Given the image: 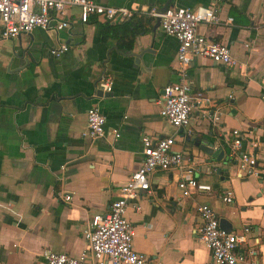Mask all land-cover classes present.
<instances>
[{
	"label": "crops",
	"instance_id": "0c3cea01",
	"mask_svg": "<svg viewBox=\"0 0 264 264\" xmlns=\"http://www.w3.org/2000/svg\"><path fill=\"white\" fill-rule=\"evenodd\" d=\"M95 1L148 9L167 0ZM170 4L213 6L220 21L200 22L198 31L226 43L239 61L226 67L208 56L193 57L187 67L192 91L211 102L193 108L189 124L177 129L160 113L158 98L165 84L178 79V41L156 17L139 12L137 28L117 26L102 39L107 20L82 22L74 8L62 29L0 36V264H48L46 251L85 249L82 231L91 215L108 209L139 166L143 134L173 135L184 164L153 170L151 191L130 199L126 215L134 225V248L151 264H220L196 233V206L207 202L232 223L231 231L246 233V245L264 261V0ZM61 42L69 48L56 57L50 49ZM106 76L111 89L98 95ZM92 105L105 115L103 137L85 134ZM234 129L245 135L242 149L256 153V172L239 170L231 147ZM189 136L221 146L222 159L198 150ZM189 173L211 189L183 195L177 180ZM225 189L233 191L231 202L219 196Z\"/></svg>",
	"mask_w": 264,
	"mask_h": 264
},
{
	"label": "built area",
	"instance_id": "2783aa9c",
	"mask_svg": "<svg viewBox=\"0 0 264 264\" xmlns=\"http://www.w3.org/2000/svg\"><path fill=\"white\" fill-rule=\"evenodd\" d=\"M77 10L80 21L87 22L94 16L103 17L110 22H122L132 18L139 12L159 17L161 30L176 37L178 79L162 87L158 102L160 113L177 129L190 122V112L193 108L210 105V99L201 91L193 92L187 77V67L194 56H208L214 62L226 67H236L239 61L232 54L230 47L220 40L208 39L198 31L200 22L218 23L220 18L213 6L200 5L189 7L170 4L162 11L151 6L148 9H134L126 5H112L95 0H0V36L13 38L21 33H29L35 27L48 28L54 26L62 29L70 25L69 13ZM231 17L226 22L231 21ZM69 45L61 42L51 47L50 52L59 57ZM99 88L109 91L111 78L106 76L99 81ZM229 96H232L229 94ZM207 111V110H204ZM213 119L218 118L212 112ZM105 115L96 105L86 111L85 134L91 138L105 135ZM114 137L119 133L112 130ZM231 141L232 155L239 170L252 173L257 171L258 159L255 152L242 149L244 133L233 130ZM173 135L152 137L141 136L142 158L139 166L132 170L127 179L120 185L119 193L112 198L108 209L91 215L82 234L86 247L77 254L66 251H46L48 264H151L145 253L133 246L134 225L126 215L130 199L142 193H149V174L155 169H169L173 166H183V153L173 149ZM253 145L254 142H251ZM211 171V166L205 167ZM190 171V170H189ZM177 185L183 195H189L195 190H210L211 185L197 180L193 173L180 176ZM58 195L63 200H69L70 194ZM222 200L231 202L233 191L225 189L219 194ZM196 211L201 219L196 227L198 238L210 249L213 261L220 264H264L255 257V251L246 245L248 237L245 232L226 231L219 225V217L213 206L207 202L197 204ZM247 229H245L246 231ZM156 264H161L157 261Z\"/></svg>",
	"mask_w": 264,
	"mask_h": 264
},
{
	"label": "water",
	"instance_id": "95a60500",
	"mask_svg": "<svg viewBox=\"0 0 264 264\" xmlns=\"http://www.w3.org/2000/svg\"><path fill=\"white\" fill-rule=\"evenodd\" d=\"M169 5V0L165 1L160 7H158V10L162 11L166 8V6ZM159 17H156V24H159ZM155 24V25H156ZM154 25V26H155ZM135 62H137V59H135ZM96 93L98 95L102 94H108L109 91L102 90V88H97ZM189 139L192 141V144L200 151L215 157L217 160L222 159L223 156V149L221 146H215L213 141H202L200 138L194 139V137L189 136ZM219 169V168H218ZM219 225L225 229L226 231L232 230V223L225 217L219 218Z\"/></svg>",
	"mask_w": 264,
	"mask_h": 264
},
{
	"label": "trees",
	"instance_id": "16d2710c",
	"mask_svg": "<svg viewBox=\"0 0 264 264\" xmlns=\"http://www.w3.org/2000/svg\"><path fill=\"white\" fill-rule=\"evenodd\" d=\"M138 20L137 15H134L132 18L124 20L120 23H110V22H106V24L104 25L102 31H101V38L105 39L107 36V31L111 30V29H117V26H124L127 24L133 25L134 26V22ZM119 24V25H118ZM136 25H138V23H136ZM133 28H137V26H134ZM137 30V29H135Z\"/></svg>",
	"mask_w": 264,
	"mask_h": 264
}]
</instances>
